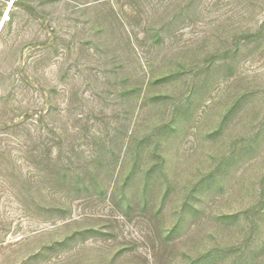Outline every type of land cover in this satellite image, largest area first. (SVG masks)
<instances>
[{"label": "rangeland", "instance_id": "rangeland-1", "mask_svg": "<svg viewBox=\"0 0 264 264\" xmlns=\"http://www.w3.org/2000/svg\"><path fill=\"white\" fill-rule=\"evenodd\" d=\"M62 1L0 0L22 27L0 38V264H264L261 0H77L43 121L70 167L43 173L34 124L7 130L23 104L2 74L48 30L20 7L49 19Z\"/></svg>", "mask_w": 264, "mask_h": 264}, {"label": "trees", "instance_id": "trees-1", "mask_svg": "<svg viewBox=\"0 0 264 264\" xmlns=\"http://www.w3.org/2000/svg\"><path fill=\"white\" fill-rule=\"evenodd\" d=\"M59 1L62 0H51V2L54 3H58ZM20 2H22V0H13V3H15V6L17 7H19L17 4ZM62 2L66 8L70 9V13H67L66 15L59 14L55 17H50L49 19H44L39 16V13L33 11V7H20L23 12L31 10L32 15L30 16L36 18L39 23L42 20H46L47 26L45 27L48 30L46 31L45 28L40 25L39 31L44 32L45 34L41 35L39 32L35 33L37 39H40V42L36 44H41V47L37 46L36 54L22 57L24 56V50L23 47H19L18 61H16L15 69H12L11 72L2 74L12 80L10 85L12 91L8 92L7 100L17 99L18 104H23L21 120L15 124L10 122L11 127L7 128V130L16 128L18 123L24 125L28 121H31L34 124V141L37 143L33 150L38 157L37 166L41 165L40 168L37 167L36 169L43 171V173L50 170L53 171V169L54 171L65 173L70 167V161H64V152H62L64 147L59 149L54 148V146L57 145L61 146L60 135L53 133L52 128H47V126L43 127V121L46 120L47 115L51 113V95L56 89L53 84V79L51 78L53 67L50 60H52L53 55H56L58 59L61 60L58 72L62 73L64 70H68L67 60L71 54L70 51L72 48H76L74 45L76 34L74 33L77 28V22L73 21L74 16L71 15L73 11L83 12L85 9L82 10L81 8L85 7L86 4L84 2V5H82L77 0H65ZM259 2L260 0H207V5L214 6L217 10L227 9L230 11L235 8L241 10H247L250 8L256 9L259 7ZM190 4H194V1ZM260 8H264V0H261ZM14 18L13 14L9 13V17L3 21L0 28V38L3 35L5 27L8 25L12 26L14 23L16 24ZM65 18L68 22L72 23L70 25L64 23L63 20ZM262 22L264 23V20ZM16 25L14 31L20 32L22 27L18 24ZM37 113H39V115H37ZM36 125H39L40 129H47L44 136L37 134ZM16 149L17 148H14V150ZM74 149L77 150L76 147ZM74 149L71 148L70 151L73 152ZM79 178V175H75L76 182L79 181ZM62 182H64V180Z\"/></svg>", "mask_w": 264, "mask_h": 264}, {"label": "water", "instance_id": "water-1", "mask_svg": "<svg viewBox=\"0 0 264 264\" xmlns=\"http://www.w3.org/2000/svg\"><path fill=\"white\" fill-rule=\"evenodd\" d=\"M6 18H7V16H6ZM2 21H3V20H2ZM2 23H3V22H0V28H1Z\"/></svg>", "mask_w": 264, "mask_h": 264}, {"label": "bare ground", "instance_id": "bare-ground-1", "mask_svg": "<svg viewBox=\"0 0 264 264\" xmlns=\"http://www.w3.org/2000/svg\"><path fill=\"white\" fill-rule=\"evenodd\" d=\"M2 22V21H1Z\"/></svg>", "mask_w": 264, "mask_h": 264}]
</instances>
